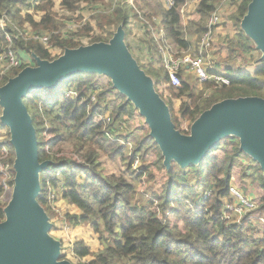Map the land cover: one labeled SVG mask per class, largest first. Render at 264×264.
Listing matches in <instances>:
<instances>
[{"label":"trees","instance_id":"trees-1","mask_svg":"<svg viewBox=\"0 0 264 264\" xmlns=\"http://www.w3.org/2000/svg\"><path fill=\"white\" fill-rule=\"evenodd\" d=\"M189 1L173 0L169 10L159 0H134L133 4L129 0L117 1L116 4L115 0L109 3L106 0H63L62 6L70 13H76L82 5H107L112 9L93 16L98 31L107 36H95L90 45L108 43L120 26L128 36L131 20L153 27L154 19L162 17L166 39L180 52H189L192 40L201 38L205 32L215 8L214 0H199L195 16L185 26L182 10ZM251 2H240L232 17L235 36L226 47L227 60H241L248 66L256 61L254 53L257 50L242 31L241 22ZM35 4L36 0H0V45L7 47V36H10L13 51L19 59L26 54L34 63V55L53 61L58 57L53 58L41 44L25 41L21 36L26 25L35 32L61 30L57 15L52 11L53 2L41 0L38 6ZM20 6L34 8L44 15L37 22L32 15H23ZM1 21H4L3 27ZM93 31L92 25L87 24L73 35L82 38ZM51 45L62 50L61 53L84 46L59 35L52 37ZM256 63L260 66L254 75L240 69L229 70L230 86L216 88L207 84L201 91L184 81L182 72L183 86L175 88L170 86L164 69L144 70L140 67L151 76L156 72L165 73L155 84L156 90L160 85H167L173 99L186 98L180 107L179 117L172 109V103L169 107L176 129L188 135L190 128L187 132L182 131L181 123L188 122L191 126L217 103L246 97L264 99V61ZM26 67L29 66L22 64L0 82V86ZM99 78L93 74H80L61 83L58 89L34 91L24 99L37 132L39 161L51 163L40 176L42 191L39 204L50 219L58 217L53 210L51 196L63 188L62 199L83 213L82 216L66 215L63 218L66 225L90 227L100 237L103 250L96 254H92L83 241L74 245L73 258L81 261L88 256L94 257L90 263L78 264H264V227L259 229L256 222L249 223L248 220L243 225L229 223L224 215L233 170L240 166L241 159L249 158L240 151L239 140L234 137L222 140L198 166L182 169L172 163L168 171L148 127L140 128V137L127 151L130 132L124 133L122 127L127 126L125 119L133 118L137 110L126 97L117 93L112 83L103 87ZM209 90L212 93L206 96ZM108 113L110 124L101 120ZM107 133L113 138L110 139ZM47 135L51 137L49 141ZM67 141L75 143L74 152L70 154L73 156H64L61 151V146ZM8 144L14 160V150L10 142ZM104 151L110 162L120 163L121 169L113 175L106 172L100 160ZM219 151L222 156L215 155ZM150 156L155 160L148 166L146 159ZM137 160L141 167L135 171L133 165ZM2 165L0 150V196L4 179ZM250 168H253L251 178L263 189L258 213L264 216V175L254 161L248 170ZM158 174L162 175L159 189L141 192L140 188L145 183L155 184ZM80 180L83 182L79 183ZM0 211L3 220L4 207L0 206ZM259 234L261 237L258 238Z\"/></svg>","mask_w":264,"mask_h":264},{"label":"water","instance_id":"water-1","mask_svg":"<svg viewBox=\"0 0 264 264\" xmlns=\"http://www.w3.org/2000/svg\"><path fill=\"white\" fill-rule=\"evenodd\" d=\"M241 29L264 61V0H252ZM26 67L0 87V125L8 128L15 153L14 190L0 223V264H74L64 258L62 243L51 236L53 224L39 204L41 173L50 162L40 163L33 120L24 104L32 92L58 89L80 74L104 76L144 118L150 137L158 145L164 167L198 166L220 142L234 137L240 151L257 163L264 175V99H228L205 111L190 126L189 134L177 130L167 102L155 83L132 55L120 26L108 42L67 49L53 61L33 56Z\"/></svg>","mask_w":264,"mask_h":264},{"label":"built area","instance_id":"built-area-1","mask_svg":"<svg viewBox=\"0 0 264 264\" xmlns=\"http://www.w3.org/2000/svg\"><path fill=\"white\" fill-rule=\"evenodd\" d=\"M111 0H106V3H109ZM118 0H115V4ZM163 7L169 10L173 5V0H159ZM214 12L210 16L205 32L203 33L199 46L197 48L196 53L188 54L180 52L179 55H165L163 61L160 63V68H163L168 76V80L170 82V86L175 88H182L183 82L180 78V73L185 69H191L194 71L195 78L198 81L199 86H205L207 84H213L216 88L228 87L230 86V79L228 76L220 75L217 73H213V70L209 68L207 65V59L213 51L214 45L217 40V29L222 26L224 23L225 9L227 7L234 6L237 0H216ZM241 2V1H239ZM130 4H133V0H129ZM189 3V2H188ZM85 6V5H84ZM87 6V5H86ZM92 14L95 15L97 13H106L111 10L107 5H97L91 6ZM238 8V7H237ZM184 9V8H183ZM183 14V10H182ZM1 26H4V21H1ZM87 24L78 26L75 25L68 26V30H60L58 32H35L29 25H26L21 32V36L25 41H34L41 44L48 52L52 55L53 51L56 50L55 47L51 45V40L53 36L59 35L62 39H73L76 42L82 43L84 46L90 45L93 38L95 36H103L106 37L107 34H103L101 32H97L95 29L91 32L87 37L88 38H78L74 33H77V30L86 27ZM94 28H96L94 26ZM84 38V39H83ZM86 40L88 44H85L83 41ZM8 46L4 47L0 45V82H2L10 73L14 70L21 68L22 64H24L21 59L17 57L15 52L13 51V43L10 36H7ZM159 49V48H158ZM160 52L164 53L165 48L161 47ZM30 56V55H29ZM53 56V55H52ZM162 89V92L167 90V85L158 86ZM75 95V94H73ZM95 97H93V101H95ZM103 122L106 124L111 123L110 114H106L103 118H101ZM126 130V127H122V131ZM107 136L112 139L113 137L107 133ZM8 142H10V132L8 128L0 127V150L3 155V165L1 167V172L4 175V180L2 181L3 193L0 196V206L5 207L7 205L3 204V199L7 196H11L13 193L14 184H11V181L15 179V171H14V160L11 158L12 149L9 146ZM140 166V161L137 160L133 168L135 170ZM63 188H59L57 194H53L51 196V202L53 206V210L56 213H60L58 209V202L62 199ZM234 202V203H233ZM5 209V208H4ZM259 204L254 200L246 197L243 193L235 186L231 185L229 189V197L225 199L224 205V215L226 220L229 223H235L238 225H243L246 220L248 222L253 223H261L264 225V216H260L258 214ZM257 214L261 218H254L253 216ZM5 216V215H4ZM5 218L1 219V211H0V223L3 222Z\"/></svg>","mask_w":264,"mask_h":264},{"label":"rangeland","instance_id":"rangeland-1","mask_svg":"<svg viewBox=\"0 0 264 264\" xmlns=\"http://www.w3.org/2000/svg\"><path fill=\"white\" fill-rule=\"evenodd\" d=\"M40 1L41 0H36L35 6H38L40 4ZM50 1H52L53 4H54V7H53L52 11L57 15L58 26L61 27L60 28L61 30H68V26H73V25H75V27L77 28L78 26L85 25V23L86 24H91L93 28H94V26L96 27V22L92 19L94 15L92 14V7L91 6H88V5L87 6L86 5L84 6V5H82L81 6V9L79 11H77L76 13H70V12H68L67 10H65L63 8L62 2H60V0H58L57 2L55 0H50ZM118 1H121V0H118ZM196 1L199 2V0H191V1H189L190 2L189 4L190 5H195L196 4ZM239 1H242V0H237L236 3L234 4V6L227 7L225 9V11H224L225 12L224 23L222 24V26L220 28H223V29H226V30H228V28H231L232 29V27H233L232 17H234L235 13L238 11V8H236V7L239 6V4H240ZM133 2H134V0H133ZM214 2L216 4L217 1L214 0ZM19 8L22 10L23 15H27V14L32 15L34 17V20L35 21H39L40 20V17L44 15V13H42V12H38V11L36 12L34 8H31V9H28L27 8L26 9L23 6H20ZM183 24L185 25L184 22H183ZM94 29L98 32L97 27L94 28ZM77 32H78V30H77ZM114 32H115V30H114ZM229 32L227 34H229ZM88 35L84 36V38H88L87 37ZM234 36L235 35H233V37ZM216 38H217V40H216V43L214 45L213 51L215 53H217V54H220V56H222L221 55L222 54V51L225 49V47H227L228 42L231 40V38L230 37H226L225 34L224 35H222V34H219L218 35L217 34V37ZM200 39H201L200 37L199 38L198 37H195L192 40V45H193L192 46V51H189L188 54H191L192 55V54L196 53L197 48L195 49V47H196V45H197V47L199 46ZM83 42L85 44H88V42L86 40H84ZM63 53L64 52H62V53L60 52V54H56L55 51H53V54L52 55H53V58H57V57H60ZM254 57L256 58V61L253 63V65H249L250 67H244V66H246V64L242 63L241 60H235L236 62H234V60H227V59L226 60L227 61H230L233 64L239 65L240 67L243 66V70H246L248 72L254 73L255 69L257 68L256 66H258V64L256 62L261 61V57H262L261 52H258L257 51L256 53H254ZM21 61L26 66H35V63L32 61V59H31V57L29 55L22 54ZM159 67H160V65H159ZM148 68H145V69L149 70ZM145 73L148 74L146 71H145ZM164 74H165L164 72H159V73L156 72V73H153V76H151L150 74H148V76L153 79V81H154L155 84H157L164 77ZM185 80H186V82H189L193 86L194 85L195 86L196 85H199L198 84V81H197V79L195 77H188L187 79H184V81ZM99 83L103 87H106L111 82H110V80L108 78H106L104 76H101L99 78ZM2 86L3 85H1L0 87H2ZM201 87H204V86H201ZM157 90H158V93L161 96H163L162 98L167 102V104L169 106L172 103V109L174 110V112L177 115V117H179V114L178 113H179L180 107H181V105H182L183 102H186V98L173 99L168 90L162 92V89H160V87H158ZM1 115H2V109L0 110V117H1ZM125 120H126V125H127L125 127L127 129L124 130L123 132L124 133L130 132V138H129L128 149H127V151H130L131 147L135 144V142L137 141V139L141 135V132L142 131L140 132V128L141 129L142 128L145 129L148 126L146 125L144 118H142L140 116V114H139L138 111L135 113V115H134L133 118H127ZM125 127H124V129H125ZM189 128H190V123H188V122L181 123V125H180V129L182 131H186L187 132L189 130ZM46 139L49 141L51 139V137L47 135L46 136ZM119 142H121V141H119ZM74 146H75V143L68 142V141L65 142L61 146V151H62L63 155L64 156H67L68 155L67 157L73 156V155H70V154L74 152V149H73ZM105 153H107V152L104 151L101 154L100 160L102 161V164H103L106 172L108 174L113 175V174L117 173L121 169L120 168V163L119 162H110L108 160L107 154H105ZM222 154L223 153L221 151H219L215 155L222 156ZM154 160H155V158L153 156L148 157L146 159L147 165L149 166L150 164H152V162H154ZM252 166H253V161L250 158H243V159H241L240 166L239 167H236L233 170V173H232V183H231V185L237 187L243 193V195H245L246 197H248V198L254 200L255 202H257L258 204H260V199L263 196V189L261 188V185H260L259 182H255L251 178L252 173H253V170H252L253 168H250V170H248V169H249V167H252ZM140 167H141V164H140V166H138V169ZM137 170H135V171H137ZM161 176L162 175H159V174L157 175V181L155 182L156 185L155 184H151V183H149V184L148 183L147 184L145 183L144 185H142L141 188H140L141 192H144L145 190H148L149 191L151 188H153V189H159V187L161 185L160 183L162 181L161 180ZM3 177H4V175H3ZM14 180H12L11 183L14 184ZM82 182H83V180H80L79 181V183H82ZM13 190H14V187H13ZM11 197H12V195L5 197L3 199V204L4 205H8V203L11 200ZM4 208H6V206ZM58 209H59V207H58ZM59 211H60L59 214L55 212L58 215V217H60V215H61V210L59 209ZM259 215L260 216H263L261 214H259ZM253 217L255 219L256 218H261L257 214H255ZM56 218L57 217H55V219L54 218L51 219V221L53 223V228H52V230L50 232L52 237L58 231V229L55 228L56 225L54 224V222H57L58 221ZM257 225H258L259 229H263V227H264V225L261 224V223H257ZM85 227H87V226H85ZM257 237L258 238L261 237V234H259ZM63 246H64V248H63V254L65 256L64 258H67V259L71 260L74 264H78V262L76 261L77 259H74V258L70 259V254L68 253L69 248L66 245H63Z\"/></svg>","mask_w":264,"mask_h":264},{"label":"crops","instance_id":"crops-1","mask_svg":"<svg viewBox=\"0 0 264 264\" xmlns=\"http://www.w3.org/2000/svg\"><path fill=\"white\" fill-rule=\"evenodd\" d=\"M55 1L57 2L58 0ZM60 2H62V0H60ZM189 3H187V5L183 9V20L185 25H187L188 22L193 18V16L196 13V9L199 5L198 1H196L195 5H190ZM154 23L155 25L153 27L151 26L146 27L143 23L137 20H131V23L129 25L130 34L126 37L127 46L131 51L132 55L134 56V58L144 69L149 67L148 68L149 70L151 69L158 70L159 65L163 61L165 55L180 54V51L177 50V48H175L173 43L166 39L165 29L163 26V18L159 17L154 19ZM228 32L229 34H227ZM217 34L218 35L225 34L226 37H230L231 39H233V35H235V30L233 27L232 29L228 28V30L219 27L217 29ZM151 47L153 48V50L151 49ZM161 47L165 48L164 53L160 52ZM196 48H198L197 45L195 49ZM61 51L62 50L60 49H56L55 53L60 54ZM221 55L222 56L212 51V53L207 59V65L209 66V68L213 70V73L228 76L229 70L236 71L240 69L243 72L254 75L256 70L260 66L258 64V66H256L257 68L255 69L254 73H251L246 70H243V66L240 67L239 65L233 64L230 61L226 60L228 58V52L226 50V47L222 51ZM234 62L236 61L234 60ZM244 67H250V66L246 65ZM182 73L185 79H187L188 77H195L194 71L191 69H185L184 71H182ZM195 87L198 91H201L203 89V87H200L199 85H196ZM211 93L212 91L210 90L207 91L206 96H210ZM58 207L61 210V215L60 217L56 218L58 221L54 222V224L56 225L55 228H57L58 231L53 236V238L60 241L62 243V246L66 245L69 248L68 253L70 254V259L73 258L74 245L80 241H83L85 243L86 247L90 249V252L92 254H96L103 250V247L100 244V237L96 235L91 228L85 226L69 227L66 225V222L63 219L66 215H76V216L83 215V213L79 209H77L75 206L69 205L63 199H61L58 202ZM93 260L94 257L88 256L86 258H83L81 261L80 260H76V261L78 263L79 262L90 263Z\"/></svg>","mask_w":264,"mask_h":264}]
</instances>
